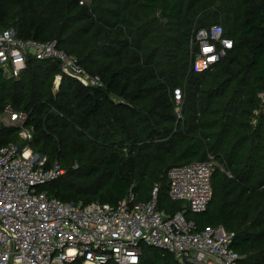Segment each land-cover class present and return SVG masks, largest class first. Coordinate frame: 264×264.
<instances>
[{
	"label": "trees",
	"instance_id": "1",
	"mask_svg": "<svg viewBox=\"0 0 264 264\" xmlns=\"http://www.w3.org/2000/svg\"><path fill=\"white\" fill-rule=\"evenodd\" d=\"M213 24L233 48L197 72L194 37ZM7 27L56 40L104 81L85 87L58 60L32 56L18 77L0 72V113L11 105L33 127L27 142L0 124V147L29 143L58 161L65 173L44 185L50 195L116 204L131 192L148 201L158 187L159 208L174 213L183 203L169 195L168 171L212 159L224 170L212 173L209 205L186 216L233 232L238 264H264V0H0ZM140 264L178 262L143 245Z\"/></svg>",
	"mask_w": 264,
	"mask_h": 264
},
{
	"label": "built area",
	"instance_id": "2",
	"mask_svg": "<svg viewBox=\"0 0 264 264\" xmlns=\"http://www.w3.org/2000/svg\"><path fill=\"white\" fill-rule=\"evenodd\" d=\"M89 0H79L80 5ZM192 67L211 69L233 48L221 24L196 31ZM56 59L64 74L85 87H102L99 74L88 72L78 58L60 48L56 40L20 37L13 27L0 30V72L18 77L27 60ZM57 75V84L61 79ZM260 96L264 99V94ZM182 93L175 89L180 103ZM261 110H257L258 114ZM264 112V108H262ZM25 111L7 105L0 124L17 127L24 141L33 138ZM213 161H195L168 171L171 199L187 203V209L169 213L158 205V187L148 201L135 193L116 204L87 205L62 201L44 189L65 173L58 161L33 152L29 143L0 147V264H140L143 245L166 250L178 264H238L241 256L232 247L233 232L223 226L199 229L186 211L200 213L212 198Z\"/></svg>",
	"mask_w": 264,
	"mask_h": 264
},
{
	"label": "water",
	"instance_id": "3",
	"mask_svg": "<svg viewBox=\"0 0 264 264\" xmlns=\"http://www.w3.org/2000/svg\"><path fill=\"white\" fill-rule=\"evenodd\" d=\"M182 208H183V209H187V203H184V204L182 205Z\"/></svg>",
	"mask_w": 264,
	"mask_h": 264
}]
</instances>
